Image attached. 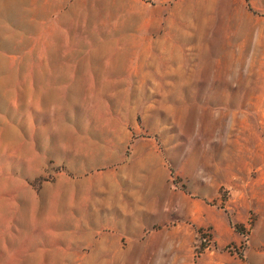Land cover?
I'll return each mask as SVG.
<instances>
[{
    "label": "rangeland",
    "instance_id": "374dc122",
    "mask_svg": "<svg viewBox=\"0 0 264 264\" xmlns=\"http://www.w3.org/2000/svg\"><path fill=\"white\" fill-rule=\"evenodd\" d=\"M0 264H264V0H0Z\"/></svg>",
    "mask_w": 264,
    "mask_h": 264
}]
</instances>
